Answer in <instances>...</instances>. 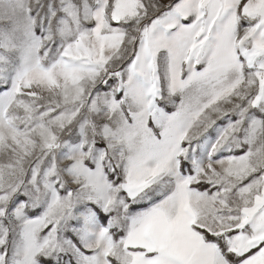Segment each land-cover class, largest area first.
I'll return each mask as SVG.
<instances>
[{"label":"snow or ice","instance_id":"snow-or-ice-1","mask_svg":"<svg viewBox=\"0 0 264 264\" xmlns=\"http://www.w3.org/2000/svg\"><path fill=\"white\" fill-rule=\"evenodd\" d=\"M0 264H264V0H0Z\"/></svg>","mask_w":264,"mask_h":264}]
</instances>
